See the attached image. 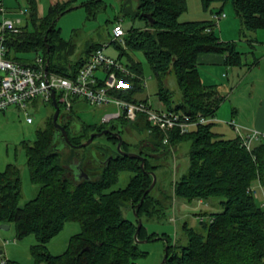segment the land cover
<instances>
[{
    "label": "trees",
    "instance_id": "1",
    "mask_svg": "<svg viewBox=\"0 0 264 264\" xmlns=\"http://www.w3.org/2000/svg\"><path fill=\"white\" fill-rule=\"evenodd\" d=\"M72 1L49 3L40 14L36 0H28L29 13L21 31L5 34L6 57L31 64L33 60L19 53L36 51L45 63L48 61L50 71L75 77L89 54L102 44L89 43L84 53L73 57L75 44L61 36L58 20L54 21L59 14L75 9L71 8ZM213 2L220 4L218 9L212 10ZM226 2L232 3L240 18L238 40H222L212 17L180 21V14L187 8L186 0H136L135 4L121 0L120 13L143 24H132L125 30L124 45L116 40L109 42L119 50L117 59L126 56L124 64L130 71L117 73L123 84H117L113 93L130 101L147 99L139 97L145 89L142 64L129 54V51H140L157 79L158 97L165 109L191 116H215L225 96L219 93L218 84L204 83L198 69V54H223L224 65L237 67L236 75L240 77L243 67L249 69L258 64L260 56L255 49L256 45L263 44L256 32L264 29V0H200L202 9L210 10V14H221ZM100 5L103 0H86L78 7L84 6L88 18H93ZM89 6H96L94 15ZM142 12L150 14L154 22L141 16ZM242 40L249 51L239 49ZM171 71L181 91V100L176 104L164 81ZM58 104V122L64 126L71 143L79 144L90 133L110 126L122 133V149L139 148L144 166H140L139 158L118 153L112 147L117 145L118 137L108 133L102 136L112 145L101 143L96 136L86 147L70 146L56 132L52 106V114L46 118L44 127L37 130L35 140L23 144L30 179L38 184L37 195L19 206L22 185L19 166L9 163L0 171V223L13 225L17 238L35 236L36 243L29 249L33 257L31 264H136L137 258L146 253L134 238L138 217L142 219L139 239L165 240L168 256L164 264H264V206L250 191L256 182L264 188V137L253 142L249 150L236 133L224 136L223 132L213 129L215 122L211 121L197 124L186 133H180L177 127L169 128L168 141L164 142L165 133L151 127L143 115L131 121L120 118L117 122L87 123L78 120L71 112L72 107L66 109ZM61 107L67 110L62 115ZM125 131L130 142L124 139ZM185 141L190 143L188 167L173 181V195L189 201L217 199L221 209L199 214L198 221L206 228L205 234L184 223L186 243L178 244L172 243L166 233H148L143 223L161 205L160 199L151 195L156 183L143 201L140 198L152 182L150 171L155 172L157 166L149 162L147 155H157L155 151L161 147L166 151ZM92 148L103 160L94 167L86 161ZM109 154L112 157L107 160ZM72 163H79L89 177L84 174L77 177L71 169ZM122 170L132 172L127 184L110 189ZM124 207L133 211V219L123 215ZM68 221L78 222L80 231L69 237L62 253L53 254L47 243ZM4 264L22 263L6 258Z\"/></svg>",
    "mask_w": 264,
    "mask_h": 264
},
{
    "label": "rangeland",
    "instance_id": "2",
    "mask_svg": "<svg viewBox=\"0 0 264 264\" xmlns=\"http://www.w3.org/2000/svg\"><path fill=\"white\" fill-rule=\"evenodd\" d=\"M56 1L66 0H36L38 12L43 14L49 3ZM82 1L86 0H73L72 5H80ZM186 1L187 8L180 14V21L210 18V10L204 11L201 7L200 0ZM120 2L121 0H103V5H100L101 8L98 7L100 9L93 18H88L87 9L84 6H80L66 12L58 19L57 25L61 28V36L65 39H69L76 46L73 57L84 53L85 46L89 43L102 44V46H105L112 41L113 36L111 31L116 23H120L124 30L129 28L132 24L135 26L143 24L139 19L133 20L128 15H122L119 11ZM131 3L135 4L136 0H131ZM219 6L220 4L217 2L211 4L212 10L218 9ZM28 7V0H2L3 12H0V20L3 17L12 19L19 17L24 25L29 13ZM88 8L92 14L96 12V6H89ZM20 10H26V12L20 13ZM222 13L225 15L219 20H215L217 22L216 31L220 35L219 22H230L229 27L235 33V30L240 27V18L235 14L231 2L224 3ZM92 14H90V16L94 15ZM116 16L119 18L115 19ZM257 32L259 33L256 36L259 39H263L264 42V35L261 34V32H264V29H258ZM236 37L237 40L240 39L239 32H237ZM241 46H243V48H241ZM239 49L242 51L250 50L243 40L239 41ZM104 51L115 58H117L119 53V50L113 44H109L105 47ZM255 53L257 56H260V58L263 56V61L260 62L258 67L252 69L249 77L246 79L248 81H244L240 87L237 86L239 89H242L237 92L238 98H246L243 92H245V94L248 92V82L252 76H257L256 74H259V76L263 78V81L258 83L254 82L253 86L249 88L251 89V98L259 99L264 96V43L256 45ZM38 54L40 53L36 51L19 53V55L26 57L30 61L34 60ZM129 54L134 59L140 61L143 68V86L145 89L139 94V97L147 98L154 108H162L163 104L159 100L157 93V79L152 72L150 64L145 61L141 52L129 51ZM247 57L248 61L252 60L250 54ZM126 59L125 55L120 58L123 63L126 62ZM221 68V72H215V78H206V81L208 83L217 82L219 93L227 98L228 93H231V89L235 88V83L238 81L237 79L242 78V74L240 77L236 75V70H239L237 67L223 66ZM243 70L245 71L247 68L243 67ZM203 71H205L204 68L202 69V72ZM164 81L167 87L171 90L174 104L179 103L181 100V91L178 87L177 78L174 72L171 71L167 73L164 77ZM237 87L235 92L237 91ZM71 99V112L78 118V120L87 123H95L101 120L105 108L88 104L83 97L72 96ZM226 102H228V100H226ZM52 106L51 101L44 102L41 99H38L29 100L25 108L12 105L5 110L0 111V171H3L9 163H14L19 166L22 177L19 206H23L28 200L34 198L38 192V184L32 182L29 176L23 144L25 142L31 143L35 140L37 130L44 127L46 118L52 114ZM65 111L67 110L61 107V115ZM27 115L32 117V122H27ZM217 119L218 120L215 122L213 129L219 131L220 124L217 123H219V120L221 119ZM59 121H61V117L59 118ZM222 121L224 122L227 120ZM77 122L78 127L79 121ZM111 122H117V120L114 119ZM132 130L135 131V129ZM223 133L224 136L233 134L231 131ZM124 139L127 140V142H130L131 140L128 138L127 134H124ZM97 140L103 144H111L104 138V136H98ZM60 145L64 150L66 149L63 143L60 142ZM112 147L116 148L114 145H112ZM189 147L190 143L185 141L179 144L176 148H167L166 151H164L161 147L159 150L155 151L157 155H147L149 162L153 165H157L155 167L157 181L155 187L151 190V195L160 199L161 205H158V212L155 211L150 219L144 218L143 223L146 226L148 233H166L170 237L172 243L176 241L178 244L186 243V235L183 227L184 223H187L188 226H192L195 230L205 234L206 228L198 221L199 214L221 209L217 199H209V201L205 200L204 203L200 204L196 199L189 201L173 195V181L177 179L182 172L186 171L188 167ZM129 149L136 150L137 147L129 146ZM94 151L97 150L92 148L89 153L93 154ZM75 167V163H72L71 169L74 170V173H76ZM131 175L132 172L129 170L120 171L117 182L113 184L110 189L125 187ZM257 200L259 201V199ZM122 212L125 217L133 219L134 213L128 207H124ZM205 219L207 221L209 220L207 217ZM79 231L80 224L78 222H66L61 231L53 236L47 243L49 251L53 254L62 253L67 247L69 237ZM3 239H8L9 242L3 244ZM34 243H36V238L33 234H29L20 239L16 237L13 225H10L8 229H4L1 227L0 223V249L3 251L2 255L5 257L17 260L22 264H31L33 262V257L31 256L29 249ZM138 246L146 253L137 258L136 264H159L164 254L166 242L164 239L153 238L152 240L138 243Z\"/></svg>",
    "mask_w": 264,
    "mask_h": 264
},
{
    "label": "built area",
    "instance_id": "3",
    "mask_svg": "<svg viewBox=\"0 0 264 264\" xmlns=\"http://www.w3.org/2000/svg\"><path fill=\"white\" fill-rule=\"evenodd\" d=\"M25 12L26 10H20V13ZM224 15L213 14L212 18L219 20ZM22 25L19 17L16 19L3 17L0 20V111L12 105L25 108L29 100L41 99L49 102L52 91H55L57 102L63 104L66 109L72 107V96L83 97L88 104L105 108L102 122L120 118L131 121L143 115L151 127H158L165 133L164 142L168 141L169 128L177 127L180 133H186L197 124L218 120L216 116L202 114L191 116L165 108L157 109L148 99L130 101L115 95L114 87L123 84L117 73L129 74L130 71L120 59L104 51L109 43L93 50L73 78L45 69V62L40 54L31 64L10 59L6 57L8 48L5 44V34L20 32ZM111 34L113 40L124 45L125 30L120 23L112 27ZM27 122H32L29 115ZM225 122L233 128L242 144L249 150L253 142L264 137V132L247 128L234 119ZM250 191L264 206V188L260 183L252 185ZM8 242V239L2 241L3 244ZM6 258L0 255V264H4Z\"/></svg>",
    "mask_w": 264,
    "mask_h": 264
},
{
    "label": "crops",
    "instance_id": "4",
    "mask_svg": "<svg viewBox=\"0 0 264 264\" xmlns=\"http://www.w3.org/2000/svg\"><path fill=\"white\" fill-rule=\"evenodd\" d=\"M210 18L212 17V14L209 16ZM230 22H219V28H220V38L222 40H237V32H239V29L237 28L235 33L230 29ZM259 32H256V35ZM261 34L264 35V32H261ZM258 38V37H257ZM259 39V38H258ZM260 41L263 42V39H259ZM264 43V42H263ZM140 52V51H136ZM142 53V52H141ZM144 57V56H143ZM263 61V56L262 58L259 59V62L257 65H253L249 69L241 72L242 73V80L237 79L238 81L235 83V88L231 89V93H228V97L222 101L220 104L215 116L221 120L217 124H220L219 127V132H229L231 131L233 134L235 133L234 130L232 129L231 126H229L228 123L225 121L223 122L222 120H230L234 119L235 122L247 127V128H253L257 129L259 131L264 132V96L260 97L259 99H252L251 98V88L253 86L254 82H262L263 78L259 76V74H256L257 76H252L251 79L248 82L247 85V90L248 92L245 94V99L238 98V91H241L242 89L239 87L244 81L246 80L252 69L255 67H258L260 62ZM197 64H198V69L201 74V77L206 84H218L217 82H207V79L215 78V72L217 73L221 72L220 69L221 67H226L224 65V55L220 53H213V52H202L199 53L197 56ZM204 68L205 71L202 72V69ZM213 80V79H212ZM239 86V87H237ZM237 87V91L235 92V89ZM237 93V94H236ZM228 100V102H226ZM159 109H164V106ZM200 204L204 203L203 200H198ZM10 227V225H9ZM0 254L1 256L3 254V251L0 249ZM5 257V256H4Z\"/></svg>",
    "mask_w": 264,
    "mask_h": 264
},
{
    "label": "water",
    "instance_id": "5",
    "mask_svg": "<svg viewBox=\"0 0 264 264\" xmlns=\"http://www.w3.org/2000/svg\"><path fill=\"white\" fill-rule=\"evenodd\" d=\"M78 6L79 5H73L71 8H76ZM65 11H67V10H65ZM60 16H61V14H59L55 18L54 21L58 20ZM141 16L147 18L150 22H154V19L148 13L142 12ZM45 69H48V61H46V63H45ZM51 102H52V105L54 107L53 123H54V126L56 128V132L61 133V135L63 136L65 142H67L70 146H74V147H77V148L86 147L93 141V138L96 137V136L97 137L98 136H102L103 134H106V133L111 134V135H115V136L118 137V142H117V145H116L117 152L122 154V155L139 158L140 159V166L143 168V166H144V156L139 154V153H137V152H130V151L123 150L121 148V143H122V135H121V133H119L118 131L117 132L113 131V129L110 126L108 128L102 129L101 131H95V132L90 133L88 138L86 140H84L83 142L79 143V144L71 143L69 141V138L67 136V133H66V130H65L64 126L60 122H58L60 106H59V104L57 102V99H56V96H55V91H52V93H51ZM92 156L94 158H97L98 152L94 151ZM111 157H112V154H109L108 157H107V160H109ZM75 165H76V167H75V170H76L75 175L77 177H81L83 174L85 175L86 178L89 177V174H87L83 170V167H81L79 163H75ZM150 174L152 176V182L150 183L149 187L145 190L144 194L140 198V201H143L145 195L153 188V186L156 183V174H155V172L152 170V171H150ZM141 225H142V219L140 217H138V222H137L136 230H135V233H134V238H135V240L138 243L147 241V239H139L138 238V232H139V229H140ZM1 227L4 228V229H8L9 228V224H1ZM167 256H168V253H167V245H166L162 260H161V262L159 264H164L166 259H167Z\"/></svg>",
    "mask_w": 264,
    "mask_h": 264
},
{
    "label": "flooded vegetation",
    "instance_id": "6",
    "mask_svg": "<svg viewBox=\"0 0 264 264\" xmlns=\"http://www.w3.org/2000/svg\"><path fill=\"white\" fill-rule=\"evenodd\" d=\"M113 131L117 132L116 129H113ZM124 134H126V131L124 132ZM121 135H122V133H121ZM135 140H137V139L135 138ZM138 150H139V148L137 147L136 150H129V151L130 152H137V153H139ZM89 155H91V156H90V159L87 160V165H90L91 167H94L95 164L98 165V164L102 163L103 160L100 159L98 156H97V158H94L91 153Z\"/></svg>",
    "mask_w": 264,
    "mask_h": 264
}]
</instances>
